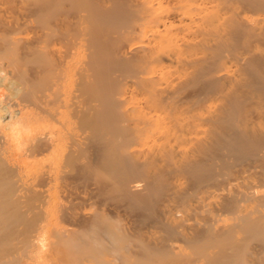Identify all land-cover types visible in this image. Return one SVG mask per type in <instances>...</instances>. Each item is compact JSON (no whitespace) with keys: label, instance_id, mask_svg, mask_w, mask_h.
<instances>
[{"label":"bare ground","instance_id":"6f19581e","mask_svg":"<svg viewBox=\"0 0 264 264\" xmlns=\"http://www.w3.org/2000/svg\"><path fill=\"white\" fill-rule=\"evenodd\" d=\"M261 6L0 0V264H264Z\"/></svg>","mask_w":264,"mask_h":264},{"label":"rangeland","instance_id":"374dc122","mask_svg":"<svg viewBox=\"0 0 264 264\" xmlns=\"http://www.w3.org/2000/svg\"><path fill=\"white\" fill-rule=\"evenodd\" d=\"M258 7H259V6H258ZM261 7H262V9H261V10H263V9H264V8H263L264 6H261ZM252 9H253V10H254V12H255L256 10H259V9H260V7H259V9H255V8H252ZM252 9H251V10H252ZM253 10H252V11H253ZM259 11H260V10H259ZM48 239H49V237H48ZM48 239H47V237H45V239H44V240H45V241H44V244H47L46 240L49 242V240L51 239V237H50V239H49V240H48ZM45 247H46V246H44L43 248H45ZM44 250H46V248H45V249H43V250H42V252H39V253H40V256H41V258H42V255H41V253H42V254H45V253H43V251H44ZM38 255H39V254H38ZM38 258H39V257H38Z\"/></svg>","mask_w":264,"mask_h":264}]
</instances>
